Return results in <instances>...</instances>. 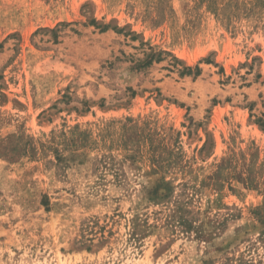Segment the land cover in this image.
Wrapping results in <instances>:
<instances>
[{
  "label": "rangeland",
  "instance_id": "374dc122",
  "mask_svg": "<svg viewBox=\"0 0 264 264\" xmlns=\"http://www.w3.org/2000/svg\"><path fill=\"white\" fill-rule=\"evenodd\" d=\"M0 264H264V0H0Z\"/></svg>",
  "mask_w": 264,
  "mask_h": 264
},
{
  "label": "trees",
  "instance_id": "16d2710c",
  "mask_svg": "<svg viewBox=\"0 0 264 264\" xmlns=\"http://www.w3.org/2000/svg\"><path fill=\"white\" fill-rule=\"evenodd\" d=\"M89 22L91 24H97L94 19H91ZM97 25L100 26L99 24ZM106 28H107L106 25L101 26V30H105ZM148 49H149V52L145 53L144 59L140 61L138 64H136V67L138 69L149 67L153 62H157L160 60V52L158 53L155 52L151 47H148ZM173 59L179 63V61L176 58L173 57ZM176 70L180 76L190 75L191 73L193 75H198L200 72V68L198 66H195L193 70L189 66H183L180 69L176 68Z\"/></svg>",
  "mask_w": 264,
  "mask_h": 264
}]
</instances>
